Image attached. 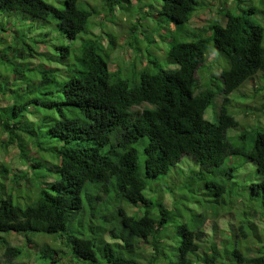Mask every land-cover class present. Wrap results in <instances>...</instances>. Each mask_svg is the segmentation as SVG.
Segmentation results:
<instances>
[{
    "label": "trees",
    "instance_id": "obj_1",
    "mask_svg": "<svg viewBox=\"0 0 264 264\" xmlns=\"http://www.w3.org/2000/svg\"><path fill=\"white\" fill-rule=\"evenodd\" d=\"M56 1L0 0L5 24L15 29L0 25V35L11 32L9 44L17 48L13 60L0 53L8 65L0 73V234L23 240L19 247L0 237L4 257L33 255L39 247L37 264H264V11L258 17L241 0H158V18L177 35L167 52L176 68L165 70L142 48L141 19L121 21L115 36L100 30L83 39L99 12L81 0H61V7ZM199 2L210 22L187 31ZM122 3L137 4L97 0L105 17ZM40 22L80 40L76 48L53 45L55 54L29 45L21 30ZM211 53L227 62L218 76L215 123L204 118L213 84L199 82ZM114 57L119 63L110 67ZM139 67L130 86L123 72ZM248 83L250 96L240 92L234 100ZM183 157L195 166L186 182L175 183L177 193L170 191L171 207L161 192L145 196ZM238 159L253 166L251 180L238 174ZM187 183L199 185L206 210L188 207L198 195L179 194ZM184 200L187 220L176 212ZM225 215L232 219L217 242L204 225Z\"/></svg>",
    "mask_w": 264,
    "mask_h": 264
},
{
    "label": "rangeland",
    "instance_id": "obj_2",
    "mask_svg": "<svg viewBox=\"0 0 264 264\" xmlns=\"http://www.w3.org/2000/svg\"><path fill=\"white\" fill-rule=\"evenodd\" d=\"M81 1L82 2H78V3H81L84 6L88 5L91 8H93L96 12H99L100 14L96 13L95 16L90 17L86 31L81 33L79 37H82L84 39L86 37H89V35L91 34H100V30L102 33L105 32V34L107 35L109 33L115 36L118 31L117 26L120 25L119 23H121V21L126 24V22H128V19H133V20L134 18L141 19L140 26H139V34L141 36L140 40L142 42L143 50L147 49L149 51L148 53H150L151 55L150 60L155 61L162 69H165V70H171V69L176 68L175 65H172L173 61H170V59L168 58L167 52H168L170 44L175 42L174 38L177 35H171L168 33L167 25L168 27H170L171 30H173V25L170 21L164 20V19L162 20L158 18L157 11L160 5L158 0H136L137 4L133 6L132 8H128L126 3H122L121 5H117V11L113 12V14L109 17H105L101 15L102 9H101V6L97 5V0H81ZM241 2H242L241 6L244 9H246L248 6H252L258 9V12H257L258 17H260L259 15H263L264 0H241ZM53 4L58 7L62 6L61 0L59 2L56 1V3H53ZM97 14H99V17H100L99 19H98ZM257 15L253 16V19L256 21L259 20ZM5 17L6 15L0 13V25L8 31L15 30V29H11L13 27L12 25L5 24L6 23L4 21ZM200 19H201V22H200ZM205 19L207 20V22L202 23L203 21H205ZM219 21L223 23V18H220ZM209 22L210 20H209L208 14L206 11L201 10L200 2H199L198 7L195 9V11L192 14L190 23L186 24L184 27L187 31H191V30H194L195 28H204ZM32 25L34 26L25 27L21 31L23 34L24 33L26 34V38H27L26 41L29 45H34L37 48H40L39 52H44L45 48H47L45 53L53 52L55 54H58L57 52L54 51L53 45H64V46L68 45L70 46V48L71 47L76 48L77 43L80 41V40H76L75 42L68 41L65 37L62 36L59 30L55 28L52 22H46V23L40 22L36 24L33 23ZM156 27L163 28L162 33L154 32L153 29ZM10 33L11 32L1 33L0 53H4V57H8L11 60H13L16 56L17 48L14 45L9 44V42L13 43L12 40H10L11 39L10 36L9 37L7 36V35H10ZM13 35H15V32H12V37ZM145 36L149 38H146ZM203 37L208 38V34L203 35ZM33 38H35L37 42L43 41V44L41 43L35 44L34 42H32ZM180 40L189 41L188 38H185L184 36H182ZM149 41H153V42L150 44ZM14 43L15 45H17L16 41H14ZM101 46L103 47L105 51H109V52L111 51L108 47V44H104ZM18 47L21 48V44H19ZM118 49L119 48H117L116 50L118 51ZM216 57L217 59H215ZM39 58L42 59L44 63V58H42V56H39ZM113 59H116V57L110 60V63H109L110 67L115 66L119 63V61H115ZM226 63L227 62H226L225 56H220L219 54L211 53L207 58V64L205 62V64L201 65L202 67L200 66L201 68H203L202 69L203 72L199 74L200 85H202L203 88H207V86H211V84H213L212 90L216 92L213 103L209 106V108L206 110L204 114V118L212 123L216 122L215 116L218 113L219 107H220L221 96L218 93L219 92L218 84L220 83V79H218V76H219L221 67L226 66ZM7 66H8L7 62L1 63L0 61V73L3 74V72L6 71ZM141 68L142 67H139L136 70L129 69L123 72V77L124 78L126 77V79L130 82V86H132L134 84V80L138 78L139 72L142 70ZM2 81L3 80L1 79L0 82ZM32 82L37 83L38 80L36 79L30 80V82L27 83L26 86H30ZM2 84L3 82L1 83V85ZM214 84L217 86H215ZM8 87H10L9 84H8ZM220 87H221V84H220ZM239 89L240 90L238 92H233V94L231 95V97L234 100L236 99L235 95L238 97L239 95L238 93L240 92L248 93L247 95L250 96L249 94L251 92L250 83H248L245 87H242ZM241 100L245 102L247 99L241 98ZM239 103L243 105V102L242 103L239 102ZM240 117L241 116H239L238 118ZM229 132H227V135H229ZM234 132L235 131H232L230 135H233ZM137 149L139 150V156H140L139 163H140L142 160V148L140 146H137ZM13 153L14 151L10 152V155H9L10 158ZM0 159L2 161L5 160L4 157L3 158L1 157ZM240 160L243 161L241 158ZM240 160L238 159L235 162L236 165L241 166L239 168L238 174L243 175V176L247 175L245 177L242 176L244 180H247V181L251 180L255 176V171H254L253 166H250L251 163H247L245 164L246 166H244V164H242ZM10 162L13 165V167H16L17 169L20 168L21 170H26L24 166L19 165L17 160L12 159ZM142 166H143L142 163H140L139 167L141 168ZM194 166L195 165L192 163L191 159H189L188 157H183V159L177 162L174 167L170 168V171L168 172V174L164 176L163 179L161 180L160 185L154 189L155 193H152V192L147 193L145 191L144 195L147 196L148 198H154L156 197V195H159V193L161 192V194H163V197H164L163 199L164 203L167 205V207H171V203L173 202V199H171L170 197L171 196V194H169L170 191H173L175 194L177 193L178 188L173 187V186L175 185L176 182H180L181 184L186 182L187 181L186 176L190 175L191 168H193ZM141 170L142 168L140 169V171ZM236 180L237 178L234 179V181ZM184 187H183V191H180L179 194L186 195V197L189 195H198L194 197V201H193L194 204L190 203L188 207L193 209L194 208L193 206H196L198 210L200 207H201L200 209L206 210L207 201H205V198H203L204 197L203 195H199V185H190L187 183ZM179 194L174 195V197L172 198L177 199ZM183 204L187 205L185 200L184 202L180 204L181 208L176 212L179 215H182L187 220L190 218V214L186 213V210L183 208L184 206ZM231 219H232L231 215H225L224 217L219 218L217 221H213L210 219L204 225V232L208 233L211 236L214 235L215 240L219 242L223 237L221 231L226 228V224H228V221ZM213 228L215 229L214 232L211 230ZM0 237H4L13 246H19V247L23 246V240H22V237L20 236H14V235L4 236L3 234H0ZM40 239L41 238L36 237L34 240L39 241ZM42 241H45L46 244L53 243L50 237H46V238L44 237ZM31 246L34 248L35 245L33 244ZM38 249L39 247H36L35 251L32 253L33 255L30 254L28 256V254H25V255H22L18 259H8L4 257L3 249L0 248V264H8L9 262H11L12 264H37L34 260V255L39 251ZM38 264H46V262L42 261V263L38 262Z\"/></svg>",
    "mask_w": 264,
    "mask_h": 264
}]
</instances>
